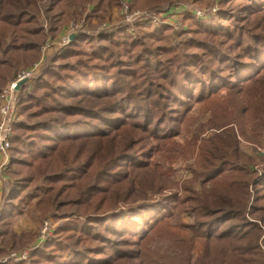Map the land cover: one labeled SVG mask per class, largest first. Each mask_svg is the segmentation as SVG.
I'll list each match as a JSON object with an SVG mask.
<instances>
[{"label":"trees","instance_id":"1","mask_svg":"<svg viewBox=\"0 0 264 264\" xmlns=\"http://www.w3.org/2000/svg\"><path fill=\"white\" fill-rule=\"evenodd\" d=\"M169 1L0 0V94L89 7L102 19ZM182 16L177 33L155 19L78 33L19 87L0 259L28 248L12 224L35 211L58 224L15 264H264V166L239 146H263L264 0ZM201 105L205 122L191 116ZM193 156L174 181L172 165Z\"/></svg>","mask_w":264,"mask_h":264},{"label":"rangeland","instance_id":"2","mask_svg":"<svg viewBox=\"0 0 264 264\" xmlns=\"http://www.w3.org/2000/svg\"><path fill=\"white\" fill-rule=\"evenodd\" d=\"M217 3L218 0H208L205 5L199 6L195 3H178L175 0H170L167 4H163V6L161 5V7L155 8V10H148V9L130 10L129 4L123 2L119 8L116 7L108 11V13H106L102 19H99L98 17L101 12L97 11L95 13H90L91 8L89 7L88 10L85 12V15H90V18L88 20H86L85 18L80 19L78 21L71 20L69 21L67 27L65 28L64 34L61 33L60 35H57L54 39H50V38L46 39L40 48V58L38 62L34 64V66L24 71H28L35 68L36 70L35 75H36L41 65H43L45 62H48L54 56H58L62 52V50L66 48V46L71 41L69 39L71 35H74L75 37L79 33L87 36H95L103 29H114L121 26L122 27L127 26L129 30H133L135 23L141 24V28L145 31L149 29V25H144L145 21L152 19L159 20L160 23L167 22L168 24L171 25L172 32L177 33L184 25L187 27L186 24L189 23V22H185V24L182 23L184 22V18L182 14L188 13L191 17L196 19L203 18V16L212 17L217 12ZM168 7H170L171 9L170 13L167 15L163 14L162 12L166 10V8ZM152 21L151 23H154ZM187 37H190V34H187L185 38ZM19 74L20 73H18V75ZM13 82L14 81L12 82L9 81L4 86L3 90H5ZM221 96L222 94L219 97ZM224 98L222 97L221 100H223ZM207 111L208 110L205 109L204 105L196 106L192 110L191 116L193 118H197V117L201 118V121L205 122L206 119L209 117V113ZM216 131L206 130L204 133H202L201 137L207 138ZM218 132H220V130H218ZM177 141L181 142V144L184 142L183 138H178ZM262 141H263V146L257 150H254L251 144L246 143L242 139H240L239 141V146L242 152L248 155H254L257 158L256 160L258 167L257 170H261V167L264 166V134L261 137L260 142ZM198 145H199V141H197V146ZM2 159L3 156L0 155V205L3 200L2 199L3 194H5L7 190L5 180H3L2 177V173L5 168L2 167L3 164ZM194 161H195V156H193V158L188 161L177 160L172 165L173 180L179 182L184 178H188L190 175L187 171L188 168L187 166L189 164H194ZM162 167L165 168L166 165ZM180 221L185 222L186 218L183 217ZM57 224L58 222H56L52 218H47L46 220H42V221L39 220V218H37V213L35 211L29 215L19 217L18 219H16V221L12 224V229L18 235H26V237L28 238V243L25 244L28 246V248H24L25 247L24 246L18 251H11L10 254L0 259L1 263L15 264L22 260H25L27 255L29 254V248H33L34 246H38L40 243L44 242L46 238H48L52 234V231L56 228ZM24 240L25 238L23 239V242ZM13 254L20 257L23 256L24 254L26 256L25 258L16 260L11 258V255Z\"/></svg>","mask_w":264,"mask_h":264},{"label":"built area","instance_id":"3","mask_svg":"<svg viewBox=\"0 0 264 264\" xmlns=\"http://www.w3.org/2000/svg\"><path fill=\"white\" fill-rule=\"evenodd\" d=\"M35 73V68L21 72L17 76L16 80L0 94V155L3 156L2 167H5L8 161L7 152L10 147L12 122L16 116L17 93L14 92L15 85L21 80H28L33 78ZM14 95H16V103L13 102ZM25 256V254L21 257L13 254L11 255V258L19 260L25 258Z\"/></svg>","mask_w":264,"mask_h":264},{"label":"water","instance_id":"4","mask_svg":"<svg viewBox=\"0 0 264 264\" xmlns=\"http://www.w3.org/2000/svg\"><path fill=\"white\" fill-rule=\"evenodd\" d=\"M74 38V35H71L69 37L70 40H72ZM25 82V80H21L19 82L16 83L15 88H14V92L17 93L19 90V87ZM13 102L16 103V95L13 96Z\"/></svg>","mask_w":264,"mask_h":264}]
</instances>
